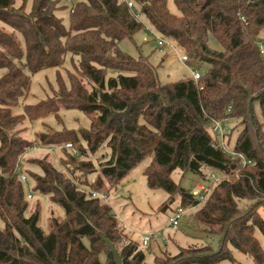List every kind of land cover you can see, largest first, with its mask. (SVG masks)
Listing matches in <instances>:
<instances>
[{
    "label": "trees",
    "instance_id": "obj_1",
    "mask_svg": "<svg viewBox=\"0 0 264 264\" xmlns=\"http://www.w3.org/2000/svg\"><path fill=\"white\" fill-rule=\"evenodd\" d=\"M16 1L0 0V264H116L102 236L115 245L122 264H146L142 244L127 240L113 208L85 190L108 194L147 158L148 187L169 195L163 211H194L198 226L219 238L217 249L180 247L173 256L160 253L154 264H241L233 249L264 264L256 236L258 231L264 239V53L256 41L264 29V0H174L180 14L170 11L168 0H132L134 9L124 0H72L70 8L62 0H33L30 11L28 0L20 7ZM68 9L67 25L59 13ZM135 13L209 66L198 83L186 77L162 84L148 57L121 50L123 40L144 30ZM211 37L221 50L210 47ZM68 55L74 69L65 79L60 70ZM48 69L58 72L55 96L16 114L32 75ZM62 109L83 112L90 127H46L34 142L23 136L25 121L59 119ZM230 119L243 129L233 141L227 136V145L251 164L213 146V122ZM68 143L78 156L65 149ZM34 146L60 150L61 166L48 152L26 159ZM104 148L108 160L95 167L89 158ZM17 165L33 180L34 192L65 211L64 219L51 216L49 233L40 226L39 205L27 216ZM176 170L197 174L205 184L213 173L228 177L201 202L174 182Z\"/></svg>",
    "mask_w": 264,
    "mask_h": 264
},
{
    "label": "rangeland",
    "instance_id": "obj_2",
    "mask_svg": "<svg viewBox=\"0 0 264 264\" xmlns=\"http://www.w3.org/2000/svg\"><path fill=\"white\" fill-rule=\"evenodd\" d=\"M69 8L72 6L67 0H62ZM24 0H17L16 6L20 7ZM33 0H28L27 10L30 11ZM168 7L173 14H180L174 0H168ZM63 17L65 24L69 23V9L59 13ZM142 18V17H141ZM142 21L145 25H149L144 19ZM259 45L264 47V29L256 37ZM175 47L176 45L172 43ZM210 47L212 49L221 50V45L218 41L211 37ZM122 51L132 56L139 58L140 56L148 57L151 65L157 69L159 80L162 84L172 83L179 81L186 77H191V70H198L204 73L208 70L209 66L206 63L195 60L191 55H187L178 47L175 52L173 49L160 48L157 45V40L150 36L148 32L143 30L133 37V39H125L120 43ZM169 57L165 58V55ZM187 55L189 61L183 63L180 57ZM188 66V67H187ZM72 56L68 55L64 69L60 73L67 79V71H73ZM3 71H0V77ZM57 70L48 69L32 75V87L29 95L20 100L19 105L14 109L16 114L24 113V107L27 105H34L47 98L55 96L54 91L58 90L57 84ZM256 114L260 119L259 108L256 107ZM60 119V120H59ZM59 119L56 115H50L45 119L37 121H25L23 136L31 142L36 140L38 133L45 130L46 127L53 128L56 131L63 129L79 131L80 129H88L90 127L89 118L78 110L62 109L59 112ZM229 129L228 137L230 141L237 138L242 132L243 126L239 120L230 119L225 122ZM45 153L40 151H32L26 155V159L32 157H41ZM59 157L60 150H56ZM109 152L106 148L102 149L96 155H91L90 160L95 167L103 161L108 160ZM151 162V158L145 159L139 166H137L125 180L114 190L108 193V204L113 208L120 226L124 229L128 241H136L139 245L142 243V238L145 233H159L154 238L150 245L141 247L140 249L146 253V264H154V259L160 253L173 256L178 253V248H187L193 245H208L211 244L215 249L218 248V237H213L204 231V227L198 226L194 216V211L189 212L184 220L181 222L179 228L168 227L169 218L172 216L171 209L163 211L162 205L168 203L169 195L163 190H152L148 187L145 170ZM23 168L27 169L29 166L24 164ZM94 178V175L90 179ZM172 179L176 184L181 186L187 191H194L197 186L202 183L201 178L192 172L184 173L181 170L173 172ZM33 180H28L25 186L26 193L32 194V199L28 200L29 209L27 216L32 214L35 206H40L41 218L40 226L49 233V221L52 215L57 218L64 219L66 214L64 209L53 202L48 195H41L32 190ZM177 200L175 204H178ZM173 205L174 208L176 205ZM246 203L242 202V205ZM260 215L264 217V209H259ZM0 228H3V223L0 221ZM262 245H264L263 236L260 232H256ZM126 244L127 242L124 241ZM235 259L241 264H254L253 259L240 251L233 249ZM105 263L106 257H102ZM222 264H230V262H223Z\"/></svg>",
    "mask_w": 264,
    "mask_h": 264
},
{
    "label": "built area",
    "instance_id": "obj_3",
    "mask_svg": "<svg viewBox=\"0 0 264 264\" xmlns=\"http://www.w3.org/2000/svg\"><path fill=\"white\" fill-rule=\"evenodd\" d=\"M67 1L70 4L73 3L72 0H67ZM124 1L127 2L130 9H134L135 5H134V2L132 0H124ZM135 16L139 20L142 21V18H141L139 13H135ZM144 30L146 32H148L150 36L154 37L157 40V45L160 48L169 47V48L173 49L175 52L177 51L176 47L170 41L164 39L151 26L145 25ZM260 49H261V53L263 54L264 53V47L262 45H260ZM180 60L183 63H187L189 61V57L187 55H183L180 57ZM191 74H192L191 77L194 79V81L198 83V81L201 79L202 73L198 70H191ZM225 122H226V120H217V121L213 122V137H214L213 146L217 149H220V150L226 152L227 154H229L233 158L240 159L241 164L243 166L251 164L252 162L249 161L243 154H240V153L234 151L233 149L229 148V146L227 145V136L229 133V129L225 125ZM64 147H65V149L72 152L74 156L79 155L78 151L74 148L73 144L68 143ZM56 150L57 149H55V148H43V147H39V146H34L29 150V152H32V151L48 152L56 159L58 165L61 166V163L59 161V157L56 154ZM16 172L19 174V177H20L21 181L24 183V185L27 186L28 179H27L26 174L23 173L21 165H17ZM62 172L66 177H69L65 169H63ZM227 177L228 176H226V175H218L215 173L210 174L208 176L209 183L208 184L200 183L197 186V188L193 191L194 195L199 197L201 202L205 201V199L211 193L212 189L217 185V183L221 179L227 178ZM85 191L88 193V195L91 198H100V199L108 202V194L102 190L101 191H95V190L87 189ZM32 197H33L32 194L28 193V199H32ZM187 212H188V210H186V209H183L181 207L177 208V210L169 218L168 227L179 228L181 222L186 217ZM158 235H159V233H154V232L145 233L143 235V238H142V243H141L142 246L143 247L149 246L151 241L154 238H156Z\"/></svg>",
    "mask_w": 264,
    "mask_h": 264
},
{
    "label": "water",
    "instance_id": "obj_4",
    "mask_svg": "<svg viewBox=\"0 0 264 264\" xmlns=\"http://www.w3.org/2000/svg\"><path fill=\"white\" fill-rule=\"evenodd\" d=\"M249 109L250 111H252V101H250L249 103ZM104 242L109 246L111 252H112V255L114 257V261L116 264H122V258L121 256L119 255L115 245L113 243H111L107 238H105L104 236H102Z\"/></svg>",
    "mask_w": 264,
    "mask_h": 264
},
{
    "label": "crops",
    "instance_id": "obj_5",
    "mask_svg": "<svg viewBox=\"0 0 264 264\" xmlns=\"http://www.w3.org/2000/svg\"><path fill=\"white\" fill-rule=\"evenodd\" d=\"M167 57H169V54H166V55H165V58H167Z\"/></svg>",
    "mask_w": 264,
    "mask_h": 264
}]
</instances>
